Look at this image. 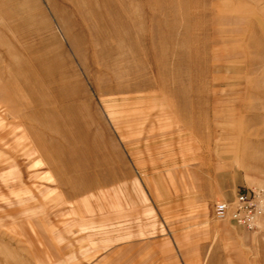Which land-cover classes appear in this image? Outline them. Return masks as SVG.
Here are the masks:
<instances>
[{
  "label": "rangeland",
  "instance_id": "1",
  "mask_svg": "<svg viewBox=\"0 0 264 264\" xmlns=\"http://www.w3.org/2000/svg\"><path fill=\"white\" fill-rule=\"evenodd\" d=\"M4 2L0 52L41 48L75 94L78 125L57 106L32 114L28 101L8 118L0 104V264H264V211L254 230L212 212L239 188L264 187V0H179L175 15L144 14L149 37L162 21L173 46L185 37L181 84L208 105V124L187 111L190 128L170 115L167 94L110 92L120 54L98 59L96 30L70 22L66 1ZM29 131L56 144L53 167Z\"/></svg>",
  "mask_w": 264,
  "mask_h": 264
},
{
  "label": "bare ground",
  "instance_id": "2",
  "mask_svg": "<svg viewBox=\"0 0 264 264\" xmlns=\"http://www.w3.org/2000/svg\"><path fill=\"white\" fill-rule=\"evenodd\" d=\"M61 1L67 2V5H64V11H66L64 14L70 22L78 25L81 22L79 21L80 17L83 21L88 22L92 29L96 30L92 31L95 37L104 42V44L101 42L99 46L96 53L97 58L98 56L109 58L108 62L110 63L112 55L120 54L117 57L119 59L116 58L115 63L113 62L117 67L112 73L114 84H112L110 92L116 93L124 99L126 97L125 100L127 101L131 99L128 96L131 92H141L142 94L145 93V96L149 94L152 97L157 93L167 94L171 99L169 103L170 115L174 119L182 121V124L190 128L192 120L187 111L194 108L197 124L201 121L208 124V118L205 114L208 111V105L200 98L202 90H199L200 92L196 90L193 83L188 89L180 81L182 76H179L178 71L184 55L180 54L179 51L185 37L184 39L181 37L179 45L175 47L173 46L175 38L173 24L164 30L166 22H157L154 30L156 35L153 36L152 32L149 37V32L146 29L148 26L145 28L143 23L144 14L151 7L163 15H175V11L177 12V9L182 7L179 0H153L152 2L140 0L138 3H135L134 0ZM5 5L4 0H0V10L7 15V18H10L11 14L5 12ZM54 7L57 11L60 10L59 5H54ZM73 15L78 16L77 20L72 17ZM112 20L116 22L115 27L111 26ZM169 23L167 22V24ZM39 50L34 46L24 45L21 47L15 44L13 48L8 49L5 47V50L0 52V104L6 103L5 116L8 118L16 115L22 116L24 111H28V101H30L32 103V114L37 112L49 113V111L52 113L55 109L53 107L57 106L64 114L71 113V111L76 113L75 118L71 117L70 121L74 125L76 123L78 125V107L74 102L75 94L65 88L61 81V74L56 72V63L50 57L40 55ZM2 58L7 60L5 64H3ZM186 58L187 56H185ZM191 90L195 94L194 101L189 100ZM143 121L140 120V122ZM201 127L199 126L195 131L200 136H204L205 139L208 136L202 133ZM28 129L33 132L31 128ZM30 131L32 144L36 146L39 157L46 161L48 166L53 167V165H50L51 158H49L48 152L55 148L56 144L52 143L50 147L42 144L37 140L35 134H31ZM40 134L44 135V132ZM88 151H90L89 148ZM75 163H77L75 159H72L70 163L65 162L63 159V168L72 171L73 169L77 170ZM54 171L55 177L59 179L60 177L56 174L57 169ZM59 181L65 182L61 178ZM84 186L87 187L86 184Z\"/></svg>",
  "mask_w": 264,
  "mask_h": 264
},
{
  "label": "built area",
  "instance_id": "3",
  "mask_svg": "<svg viewBox=\"0 0 264 264\" xmlns=\"http://www.w3.org/2000/svg\"><path fill=\"white\" fill-rule=\"evenodd\" d=\"M263 211L264 187L261 186L241 189L233 200H220L214 205L216 218L231 220L247 230H254L257 227Z\"/></svg>",
  "mask_w": 264,
  "mask_h": 264
},
{
  "label": "crops",
  "instance_id": "4",
  "mask_svg": "<svg viewBox=\"0 0 264 264\" xmlns=\"http://www.w3.org/2000/svg\"><path fill=\"white\" fill-rule=\"evenodd\" d=\"M242 189H244V188H242ZM239 190H241V188L237 189V190L235 191V194H236V192H238ZM220 200H226V201H229V200H231V199H229V198H225V199H219V200H217V201H220ZM217 201H216V202H217ZM216 202H215V203H216ZM214 205H215V204H213V211H212L213 214H214ZM141 253H142V252H141Z\"/></svg>",
  "mask_w": 264,
  "mask_h": 264
}]
</instances>
